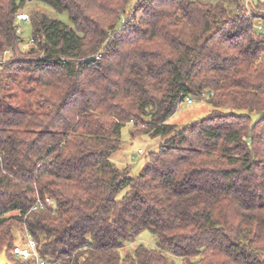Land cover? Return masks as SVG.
<instances>
[{
	"label": "trees",
	"instance_id": "16d2710c",
	"mask_svg": "<svg viewBox=\"0 0 264 264\" xmlns=\"http://www.w3.org/2000/svg\"><path fill=\"white\" fill-rule=\"evenodd\" d=\"M28 1L71 25L17 35ZM131 1L0 0V252L28 264L24 226L50 264H264V3ZM187 97L210 111L169 123ZM126 124L161 140L135 176Z\"/></svg>",
	"mask_w": 264,
	"mask_h": 264
},
{
	"label": "rangeland",
	"instance_id": "374dc122",
	"mask_svg": "<svg viewBox=\"0 0 264 264\" xmlns=\"http://www.w3.org/2000/svg\"><path fill=\"white\" fill-rule=\"evenodd\" d=\"M133 1L134 0H132L131 2ZM251 1L255 2L257 0ZM23 10L28 12L30 15L33 11H39L45 13L50 18L58 19L67 25H71L67 12H57L41 3L28 1ZM29 33L30 26L25 25L23 27V38L27 39ZM13 90H15V87L11 88V91ZM17 95L18 99H20L21 95L23 94L18 92ZM210 109V105L204 99L192 98V102L190 103H187L186 101L181 102L178 105L176 112L169 118L168 122L172 124L184 125L204 117L210 111ZM255 118L256 116L254 115L253 119ZM130 132L131 127L129 124L123 126L121 130L120 148L118 151L112 153L110 158L113 163H115L119 168L128 167L129 175L135 176L141 171L144 164L148 160L149 153L158 150L161 140L158 137L153 138L147 134H138L132 136ZM139 150L141 152H138ZM19 231V227H16L13 230L14 239H18L16 233H19ZM155 241V237L148 230H143L135 239V241L128 243L126 247H133L137 243H144L148 246L153 247Z\"/></svg>",
	"mask_w": 264,
	"mask_h": 264
},
{
	"label": "built area",
	"instance_id": "2783aa9c",
	"mask_svg": "<svg viewBox=\"0 0 264 264\" xmlns=\"http://www.w3.org/2000/svg\"><path fill=\"white\" fill-rule=\"evenodd\" d=\"M15 20V32L17 35L21 36L23 34V27L25 25L30 26L31 24L30 14L25 10L20 9L15 14ZM30 43H32V40H30ZM10 56V49H5L0 56V63L7 61ZM184 101L190 103L192 102V98L187 97L184 99ZM47 206H53V202L51 199H49L48 197L44 199L38 198L30 208V210L40 209ZM19 228V233H16L18 239H14L13 245L10 249L11 257L22 262H27L28 264H50L41 256L37 242L28 234L26 228L24 226Z\"/></svg>",
	"mask_w": 264,
	"mask_h": 264
},
{
	"label": "water",
	"instance_id": "95a60500",
	"mask_svg": "<svg viewBox=\"0 0 264 264\" xmlns=\"http://www.w3.org/2000/svg\"><path fill=\"white\" fill-rule=\"evenodd\" d=\"M249 2H251V0H249ZM0 264H12L6 256L5 249L0 252Z\"/></svg>",
	"mask_w": 264,
	"mask_h": 264
},
{
	"label": "crops",
	"instance_id": "0c3cea01",
	"mask_svg": "<svg viewBox=\"0 0 264 264\" xmlns=\"http://www.w3.org/2000/svg\"><path fill=\"white\" fill-rule=\"evenodd\" d=\"M257 1H260L261 3H264V0H257Z\"/></svg>",
	"mask_w": 264,
	"mask_h": 264
}]
</instances>
